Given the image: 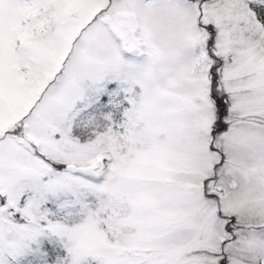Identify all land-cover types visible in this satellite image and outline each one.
I'll return each instance as SVG.
<instances>
[{"label": "snow or ice", "instance_id": "1", "mask_svg": "<svg viewBox=\"0 0 264 264\" xmlns=\"http://www.w3.org/2000/svg\"><path fill=\"white\" fill-rule=\"evenodd\" d=\"M0 264H264V0H0Z\"/></svg>", "mask_w": 264, "mask_h": 264}]
</instances>
